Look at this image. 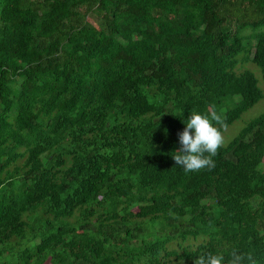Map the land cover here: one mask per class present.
<instances>
[{"label": "trees", "instance_id": "trees-1", "mask_svg": "<svg viewBox=\"0 0 264 264\" xmlns=\"http://www.w3.org/2000/svg\"><path fill=\"white\" fill-rule=\"evenodd\" d=\"M263 97L264 0H0V264H264V111L212 170L172 156Z\"/></svg>", "mask_w": 264, "mask_h": 264}, {"label": "clouds", "instance_id": "clouds-1", "mask_svg": "<svg viewBox=\"0 0 264 264\" xmlns=\"http://www.w3.org/2000/svg\"><path fill=\"white\" fill-rule=\"evenodd\" d=\"M227 127L222 114L214 108L207 114L192 112L186 127L178 134L181 147L174 151L173 159L185 173L215 168V157L226 143L223 129ZM257 264L252 252L233 248L228 256L223 252H202L194 264Z\"/></svg>", "mask_w": 264, "mask_h": 264}, {"label": "rangeland", "instance_id": "rangeland-1", "mask_svg": "<svg viewBox=\"0 0 264 264\" xmlns=\"http://www.w3.org/2000/svg\"><path fill=\"white\" fill-rule=\"evenodd\" d=\"M252 30L250 28L246 29L243 31V34H248L250 33ZM242 67L243 69H250L251 71H253L255 73V75L258 77L259 79V85L262 86V79H261V75H260V71L259 69H257V67L250 63V62H245V61H241V63L239 64V67ZM222 109H225V107H223ZM264 111V97L263 99H261L258 103H256L254 106H252L250 109H248L243 115L242 117L237 120L236 122H234L233 124L229 125L227 128L224 129L223 134L225 137V141L227 142L231 137H233L238 131L239 129L251 118L257 116L258 114H260L261 112ZM77 214V213H76ZM75 214V215H76ZM71 221L75 220V217L70 218ZM201 240V238H197L196 241H193L192 239H189L188 242H191L193 244H196L197 242H199ZM175 246L174 243L170 244L169 247H173ZM170 264H180L179 262H172Z\"/></svg>", "mask_w": 264, "mask_h": 264}]
</instances>
